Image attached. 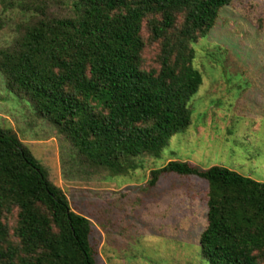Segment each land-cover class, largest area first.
Listing matches in <instances>:
<instances>
[{
    "label": "trees",
    "instance_id": "trees-1",
    "mask_svg": "<svg viewBox=\"0 0 264 264\" xmlns=\"http://www.w3.org/2000/svg\"><path fill=\"white\" fill-rule=\"evenodd\" d=\"M231 1L60 0L67 16L48 13L46 3L28 4L24 32L0 49V73L9 91L29 99L92 165L125 174L138 168L135 158L160 156L170 137L191 125L189 102L203 83L194 44ZM145 20L153 40H161L159 68L144 65ZM151 173L152 185L163 173L210 183L200 237L210 264H264L255 253L264 247L263 182L180 160ZM13 207L21 247L8 246L9 264H98L91 220L72 209L16 132L0 126V216Z\"/></svg>",
    "mask_w": 264,
    "mask_h": 264
},
{
    "label": "rangeland",
    "instance_id": "rangeland-1",
    "mask_svg": "<svg viewBox=\"0 0 264 264\" xmlns=\"http://www.w3.org/2000/svg\"><path fill=\"white\" fill-rule=\"evenodd\" d=\"M32 3H46L47 12L57 16L70 11L60 0H0V49L24 32ZM182 22L179 15L177 25ZM142 36L145 67L159 68L161 40H153L147 20ZM194 47L203 83L189 102L191 125L172 135L160 156L135 158L138 168L125 174L92 165L29 99L9 91L0 73V126L16 132L72 209L91 220L98 264H210L200 245L210 183L197 175L163 173L150 184L152 170L171 160L201 169L220 165L264 183V0H232ZM18 213L13 207L0 216L6 229L0 234V264H9V245L21 247ZM255 253L264 262V247ZM19 256L20 251L15 263Z\"/></svg>",
    "mask_w": 264,
    "mask_h": 264
}]
</instances>
